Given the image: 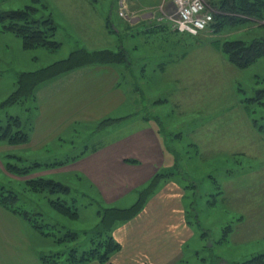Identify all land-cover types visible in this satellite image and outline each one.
Here are the masks:
<instances>
[{
  "label": "rangeland",
  "instance_id": "obj_1",
  "mask_svg": "<svg viewBox=\"0 0 264 264\" xmlns=\"http://www.w3.org/2000/svg\"><path fill=\"white\" fill-rule=\"evenodd\" d=\"M202 1L213 18L236 17L239 24L211 25L174 43L183 51V58L180 65L171 66L164 62L159 65V58L154 56L155 52L163 56L160 54L165 49H173V39L167 37L170 30L174 32L167 19L172 14V0H0L1 10L29 8V16L34 19H51L56 26L55 39L60 42L56 50L25 49L19 36L0 32V103L16 90L21 72L37 70L67 57L71 51L108 49L121 58L79 66L116 68L125 100L116 115L76 123L72 134H50L48 140L43 137L37 143L31 140L41 98L36 91L42 83L35 88L33 97L0 108L3 124L18 117L27 133L21 143L0 140V186L26 193L23 205L30 211L42 212L47 223L45 232L53 233L50 225L72 229L77 239L71 243L79 245V251L89 247L93 236H106L107 232H100L104 204L90 183L70 174V169L86 152V146L93 148L127 134L150 119L159 124L171 165L156 170L151 181L119 208L135 204L144 188L155 192L159 185L175 183L183 194L186 213L196 226V238L190 239L182 251V263L178 264H234L264 253V132L259 128L264 126V99L258 103L246 100L264 86V56L240 68L224 52L227 42H250L264 36V18L229 11V5L223 4L226 0ZM120 6L125 17L118 15ZM142 14L149 16L139 24H128V18ZM141 45V50H151L135 53ZM171 55L174 62L179 60L175 49ZM4 145L8 149L4 150ZM124 161L136 162L132 158ZM27 165L35 168L25 175L16 172L15 167ZM28 178H43L52 185L25 190ZM52 202L70 206L76 215L60 214ZM21 220L28 226L38 254L59 251L70 244H58L52 236L40 234ZM94 232L99 234L95 236ZM196 248L199 261L193 256Z\"/></svg>",
  "mask_w": 264,
  "mask_h": 264
},
{
  "label": "crops",
  "instance_id": "obj_2",
  "mask_svg": "<svg viewBox=\"0 0 264 264\" xmlns=\"http://www.w3.org/2000/svg\"><path fill=\"white\" fill-rule=\"evenodd\" d=\"M171 31L167 37L173 39V49L179 53V60L173 61V49L169 47L160 54L163 56H156L158 52H155L159 65L161 62L171 66L182 63L183 51L174 43L187 40L191 34ZM142 46L137 52L135 48V53L151 50H141ZM149 58L153 61V57ZM117 80L113 66L91 65L64 72L56 79L40 84L36 95L41 98L39 110L34 114L31 140L37 143L43 137L48 140L50 134H72L76 123L116 115L125 100L124 90ZM155 121L144 120L127 134L93 148L86 146V152L75 160L70 174L86 179L104 205L119 207L141 190L156 170L171 165L158 130L159 124ZM3 149L8 148L4 145ZM130 158L136 162L124 161ZM26 226L17 214L0 205V264H44L31 243ZM112 235L120 246L108 264H178L182 263V251L190 239L196 238V226L186 213L180 187L167 183L156 188L137 215L117 222ZM197 252L196 248L193 256L199 261ZM87 264L99 263L90 261Z\"/></svg>",
  "mask_w": 264,
  "mask_h": 264
},
{
  "label": "trees",
  "instance_id": "obj_3",
  "mask_svg": "<svg viewBox=\"0 0 264 264\" xmlns=\"http://www.w3.org/2000/svg\"><path fill=\"white\" fill-rule=\"evenodd\" d=\"M224 3L229 5V11L241 13L252 18H264V0H226ZM29 11V8L11 11L0 9V32H11L19 36L22 47L25 49L44 47L50 50H56L60 42L55 39L56 26L53 25L52 20L46 17L34 19L29 16ZM238 20L236 17L233 19L230 18L229 20H225L224 17H217L212 19L208 27L211 25L221 27L220 25L224 22L236 24L239 22ZM128 24L132 26L133 23ZM121 51L124 53L123 49ZM224 52L229 56V60L233 65L243 68L257 58L264 56V36L253 38L250 42L243 40L227 42L224 45ZM240 58L245 59V61H240ZM120 60V54H115L108 49L93 52L84 49L71 51L67 57L56 60L37 70L21 72L17 78L18 87L6 100L0 103V108L5 106V104L18 102L22 98L27 99L33 97L34 90L40 83L62 72L83 65L111 63ZM262 82H264V79ZM262 99H264V86L257 88L253 96L246 100L258 103ZM259 128L264 132V126H259ZM2 139H7L10 143H21L27 139V133L21 128V121L18 117L9 119L5 124L0 120V140ZM10 166L13 167V165ZM34 168V165L17 166L15 170L18 174L25 175L30 173ZM24 185H26L25 190H37L43 185L50 187L52 184L51 181L43 178H28L25 180ZM143 191L144 193H142V196L137 202L128 208L104 205V216L102 215L101 218L103 227H101L100 232H107V234L103 238L102 235H98V232H94L93 234L99 237L96 239L93 236L89 247L81 251L78 250L79 245L71 243L77 239V232L72 231V229L64 228L63 226H59L60 229H56L54 225H50L53 233L45 232L44 227L47 226V223L43 218L42 212L30 211L23 205L24 197H26L24 191L17 193L12 189L5 190L3 186H0V205L26 220L40 234L52 236L56 243H70L65 249L59 251L42 252L39 258L44 264H83L90 261L105 264L106 262L109 263L111 255L120 246L112 235L114 225L117 222L126 221L137 215L146 203L147 196L153 193L152 189L146 190L144 188ZM52 206L57 212L65 216L74 217L76 215V212L72 211L70 206L64 205L63 203L52 202ZM234 264H264V253L254 254L250 258L240 263L235 262Z\"/></svg>",
  "mask_w": 264,
  "mask_h": 264
},
{
  "label": "built area",
  "instance_id": "obj_4",
  "mask_svg": "<svg viewBox=\"0 0 264 264\" xmlns=\"http://www.w3.org/2000/svg\"><path fill=\"white\" fill-rule=\"evenodd\" d=\"M118 14L126 16L121 6ZM167 19L172 29L196 35L208 28L213 16L202 0H172V14Z\"/></svg>",
  "mask_w": 264,
  "mask_h": 264
},
{
  "label": "water",
  "instance_id": "obj_5",
  "mask_svg": "<svg viewBox=\"0 0 264 264\" xmlns=\"http://www.w3.org/2000/svg\"><path fill=\"white\" fill-rule=\"evenodd\" d=\"M148 16L149 14H142L140 16L128 18V20L130 21V23H136V22H139L140 20L146 19Z\"/></svg>",
  "mask_w": 264,
  "mask_h": 264
}]
</instances>
